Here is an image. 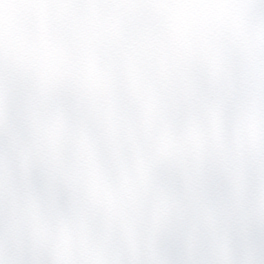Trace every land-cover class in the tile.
<instances>
[{"label": "snow or ice", "instance_id": "1", "mask_svg": "<svg viewBox=\"0 0 264 264\" xmlns=\"http://www.w3.org/2000/svg\"><path fill=\"white\" fill-rule=\"evenodd\" d=\"M0 264H264V0H0Z\"/></svg>", "mask_w": 264, "mask_h": 264}]
</instances>
